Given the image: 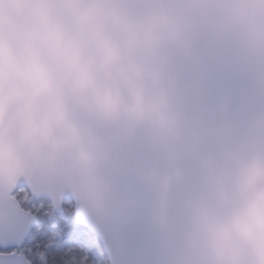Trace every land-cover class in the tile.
Returning a JSON list of instances; mask_svg holds the SVG:
<instances>
[{
    "label": "clouds",
    "instance_id": "1",
    "mask_svg": "<svg viewBox=\"0 0 264 264\" xmlns=\"http://www.w3.org/2000/svg\"><path fill=\"white\" fill-rule=\"evenodd\" d=\"M163 0H0V157L89 167L103 134L168 115ZM195 264H264V147L237 151L192 235Z\"/></svg>",
    "mask_w": 264,
    "mask_h": 264
},
{
    "label": "water",
    "instance_id": "2",
    "mask_svg": "<svg viewBox=\"0 0 264 264\" xmlns=\"http://www.w3.org/2000/svg\"><path fill=\"white\" fill-rule=\"evenodd\" d=\"M160 54L168 122L118 125L89 167L44 174L0 157V175L38 178L71 194L74 213L127 214L132 250L119 264H195L192 235L220 169L264 147V0H163Z\"/></svg>",
    "mask_w": 264,
    "mask_h": 264
},
{
    "label": "snow or ice",
    "instance_id": "3",
    "mask_svg": "<svg viewBox=\"0 0 264 264\" xmlns=\"http://www.w3.org/2000/svg\"><path fill=\"white\" fill-rule=\"evenodd\" d=\"M31 176L0 175V264H119L132 250L135 228L127 214L92 219L69 213L71 194Z\"/></svg>",
    "mask_w": 264,
    "mask_h": 264
},
{
    "label": "trees",
    "instance_id": "4",
    "mask_svg": "<svg viewBox=\"0 0 264 264\" xmlns=\"http://www.w3.org/2000/svg\"><path fill=\"white\" fill-rule=\"evenodd\" d=\"M66 211H68L69 213H74V208L73 207H69L66 209Z\"/></svg>",
    "mask_w": 264,
    "mask_h": 264
},
{
    "label": "rangeland",
    "instance_id": "5",
    "mask_svg": "<svg viewBox=\"0 0 264 264\" xmlns=\"http://www.w3.org/2000/svg\"><path fill=\"white\" fill-rule=\"evenodd\" d=\"M71 207H74V205H73V206H71Z\"/></svg>",
    "mask_w": 264,
    "mask_h": 264
}]
</instances>
